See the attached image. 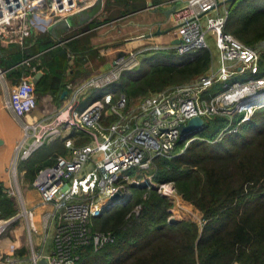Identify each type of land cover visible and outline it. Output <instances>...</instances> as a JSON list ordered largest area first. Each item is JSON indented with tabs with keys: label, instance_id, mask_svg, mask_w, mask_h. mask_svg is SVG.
<instances>
[{
	"label": "built area",
	"instance_id": "1",
	"mask_svg": "<svg viewBox=\"0 0 264 264\" xmlns=\"http://www.w3.org/2000/svg\"><path fill=\"white\" fill-rule=\"evenodd\" d=\"M95 2L0 0V46L23 48L37 26L47 31ZM169 3L174 4L170 21L181 42L163 51L185 56L209 49L206 35L210 33L215 37L221 65L193 83L141 96L134 109H130L127 95L121 94L115 100L113 93L105 92L82 112L74 110L75 99H72L52 120L24 125L16 161L28 160L46 142L62 138L72 130L93 141L91 145L76 149L72 140L66 139L65 146L72 152L71 156H57L53 165L37 172L32 185L40 194L41 204H49L52 208L44 216L43 226L48 233L54 229V234L51 252H36L32 245V264H39L42 259L48 264H79L81 249L92 246L98 251L114 244L113 233L92 229L97 208L104 211V201L118 192L124 196L128 185L137 184L134 170L149 168L157 158H173L183 139L181 125H187L197 117L202 118L205 125L207 119L223 116L226 124L218 134V140H221L249 123L255 113L264 110V41L249 46L228 32L229 12L219 13V0H170ZM138 65V53L121 56L109 72L94 77L88 86L94 89L111 87ZM4 75L5 71L0 68V78ZM9 85L8 107L18 119H24L38 107L35 86L27 78ZM68 89L77 91L71 86ZM210 93L212 95L208 96ZM187 139L190 142L196 138ZM88 163L93 166L85 171ZM162 192L169 198L174 194L172 189L161 188ZM8 194L19 199L22 215L31 214L20 193ZM9 221L0 220V241L7 232ZM3 259L6 264H15L8 252L0 253V264H4Z\"/></svg>",
	"mask_w": 264,
	"mask_h": 264
},
{
	"label": "trees",
	"instance_id": "2",
	"mask_svg": "<svg viewBox=\"0 0 264 264\" xmlns=\"http://www.w3.org/2000/svg\"><path fill=\"white\" fill-rule=\"evenodd\" d=\"M241 1L230 2L226 30L252 46L264 40V9L240 12ZM190 54L179 59L156 54L106 92L115 100L121 94L131 99L205 75L214 60L211 50ZM225 124V118L207 120L183 153L178 149L171 159L154 160L158 182H174L178 193L202 213V224L172 223L173 205L167 197L154 188L146 192L133 186L137 192L120 208L105 209L94 220L93 231L113 233L115 243L98 251L92 246L81 249L79 264H264V110L237 132L216 140ZM57 156L38 166L25 161L30 179L53 165ZM16 214V204L0 182V220Z\"/></svg>",
	"mask_w": 264,
	"mask_h": 264
},
{
	"label": "crops",
	"instance_id": "3",
	"mask_svg": "<svg viewBox=\"0 0 264 264\" xmlns=\"http://www.w3.org/2000/svg\"><path fill=\"white\" fill-rule=\"evenodd\" d=\"M169 1L103 0L102 10L93 18L71 17L73 27L65 33L56 31L58 38L37 26L25 47L0 46V67L5 71L4 77L0 78V182L8 193L16 188L25 206L31 210V214L25 216L16 205L17 214L8 219L6 237L0 241V253L8 252L15 264L22 261L23 254L19 251L32 245L38 247L39 252H51L54 234V229L48 233L43 226V218L52 210L51 205L41 204L40 194L32 185L27 167L16 161L24 125L52 120L72 99H75L74 110L82 112L109 88H90V80L109 72L121 56L136 52L144 54L146 59L156 54H169L163 49L178 42L170 14L163 11L174 8ZM224 1L219 0V13L229 12V3L220 5ZM45 41L51 45L45 46ZM18 71L21 75L15 74ZM26 78L35 86L38 107L24 119H18L8 107L7 87L9 83L16 85ZM70 86L77 91L68 89ZM66 139H71L76 149L93 144L87 135L72 130L62 138L46 142L28 160L31 161L37 153V159L32 162L38 166L56 155L71 156L72 152L65 146ZM19 204L22 208L20 201ZM172 212L178 221L188 220L178 219L177 212ZM26 238H29L27 244Z\"/></svg>",
	"mask_w": 264,
	"mask_h": 264
},
{
	"label": "rangeland",
	"instance_id": "4",
	"mask_svg": "<svg viewBox=\"0 0 264 264\" xmlns=\"http://www.w3.org/2000/svg\"><path fill=\"white\" fill-rule=\"evenodd\" d=\"M229 4H228V8L230 7ZM239 7H240V10H241L240 12H248V13H250V12H253V11H256V10H262V9H264V0H242L241 3L239 4ZM220 11L223 12V8H221ZM206 38H207V41H208V44H209V49L211 50V53H212V56H213V59H214V62H213V64H212L210 69L217 70V68L221 65V63H220V53H219V50L217 49V46H216L215 37L213 35H211L210 33H208L206 35ZM239 41H241V40H239ZM262 41H264V40L256 41L254 44H252V46H257ZM242 43L245 44L244 42H242ZM245 45H248V44H245ZM167 52L169 54L162 53L163 55H161V56H166L169 59H173L174 57L176 59L181 58L179 55L175 54L172 51H167ZM153 56H155V55H152L151 57L144 59V57H145L144 54L138 55L139 65H138L137 68H139L140 65H142V64H145V63L149 64L148 62H150L152 60L151 58L154 59ZM157 56H159V55H157ZM190 56L192 57L193 55L190 54ZM156 58H158V57H156ZM263 61H264V59H263ZM124 74L127 75L128 72H126ZM195 80L196 79H193V80L187 82L186 84L193 83ZM169 87H167V88H169ZM166 89H163L162 91H164ZM5 90H6V88H5ZM210 95H212V94L211 93L208 94V96H210ZM140 98H141V96L132 97L131 99L129 98L130 109H134L137 106V103L139 102ZM215 118H217V120H219V119L224 118V117L220 116V115H217L216 117H214V118L212 117V118L207 119V120H211V119H215ZM216 140H218V136L216 137ZM192 142L193 141L188 142V140L186 138L181 139V141L178 144L177 150L179 149L180 153H183L185 151V149ZM182 150H184V151L181 152ZM37 157H38V154L36 153L32 157L31 161L36 160ZM28 161H30V160H28ZM26 162L21 161V162H18V163L19 164L23 163L22 165H24ZM92 166L93 165L91 163H88L87 166H86L85 171H88ZM156 166H157L156 162L154 163V161H153V163L147 169H136V170H134L133 171V176H134L135 181L137 182V184L136 183H132V184L128 185L127 190H126V194L124 196H122V198H121L122 200L120 201V203L118 205L114 206V207H111L112 209L110 208V210H116V209L120 208V206H122L123 203L126 202V200H128L130 197H132V195L135 192H137V191H135V188H133V186H136V187L143 186V187L146 188V190H147L146 192H149L150 189L154 188V189H156L157 193L161 194L162 196H165V195H163V192L161 193V188H162V190H170V189H172L174 191L173 196L170 197V198L167 197V196H165V197H167L172 202V205H173L172 211L177 212L176 213L177 218L178 219H180V218H188V220L200 221L201 222L200 224H202L203 223V218L201 219V216L203 217L202 213L200 211H198L192 203L186 201L178 193V191L175 189L174 182H171V181L158 182L157 178H158L159 170H158V167H156ZM18 170H20L19 166H18ZM14 190L15 191H12V192H14V193H16L18 195V192L16 191V188ZM12 199L14 200L15 204L18 207V211L21 213L22 208L20 207L19 199L14 197V196L12 197ZM140 210H141V206L140 205L136 206L135 210H134L135 214L138 215ZM96 211H97L96 212L97 216L92 218V227L94 226V222H95L94 220L96 218H100L102 216V214H103V212H102L103 210H101V212H100L99 209L97 208ZM5 235H6V233L4 234V236ZM26 239H27L26 240V244H27V242L29 241V238H26ZM37 249H38V247H35V251L36 252H37ZM21 254H23L20 257L22 261L19 262L18 264H32L31 258H32L33 252H32L31 246L27 247V249H25L24 252L21 253ZM3 263L6 264V261L4 259H3Z\"/></svg>",
	"mask_w": 264,
	"mask_h": 264
},
{
	"label": "water",
	"instance_id": "5",
	"mask_svg": "<svg viewBox=\"0 0 264 264\" xmlns=\"http://www.w3.org/2000/svg\"><path fill=\"white\" fill-rule=\"evenodd\" d=\"M232 1H236V0H225L223 3H221L220 5H226ZM152 6V5H151ZM103 8V0H96L95 4H93L91 7L77 13L75 15L76 17H84L86 18L85 20H89L91 18H93L96 14H98ZM174 8L170 9V10H163L166 14H170L173 11ZM74 23H73V19L69 18L67 20H62L60 22H57L56 24L52 25L49 28V31L55 35L57 38L58 36L56 35V31H62L63 33L68 32L72 27H73ZM181 41H178L176 43H180ZM39 77V76H38ZM204 120L200 117L191 119L187 125H181L180 126V132L182 135V138H186L187 136H194L196 135L198 132L202 131V129L204 128ZM123 194L122 192H118L116 193L114 196H112L109 200H106L102 203V208L107 209V208H111L114 207L116 205H118L121 201ZM178 220L175 217L171 218V222H177ZM39 264H48L46 259H42L39 261ZM238 264V263H235Z\"/></svg>",
	"mask_w": 264,
	"mask_h": 264
},
{
	"label": "bare ground",
	"instance_id": "6",
	"mask_svg": "<svg viewBox=\"0 0 264 264\" xmlns=\"http://www.w3.org/2000/svg\"><path fill=\"white\" fill-rule=\"evenodd\" d=\"M107 89V88H106Z\"/></svg>",
	"mask_w": 264,
	"mask_h": 264
}]
</instances>
